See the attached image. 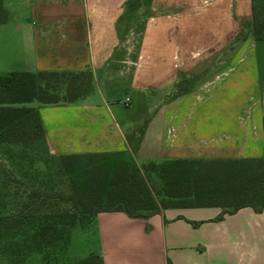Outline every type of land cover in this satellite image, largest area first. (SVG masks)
<instances>
[{
  "label": "crops",
  "instance_id": "crops-1",
  "mask_svg": "<svg viewBox=\"0 0 264 264\" xmlns=\"http://www.w3.org/2000/svg\"><path fill=\"white\" fill-rule=\"evenodd\" d=\"M28 5L0 24L11 31L8 44L25 52L22 71L94 74L93 90L76 102L29 104L52 154L138 164L264 157V39L254 33L253 0ZM223 210L167 208L149 218L101 211L73 228L70 245L83 227L78 233L92 236L83 254L104 264H264V210L218 219Z\"/></svg>",
  "mask_w": 264,
  "mask_h": 264
},
{
  "label": "trees",
  "instance_id": "trees-1",
  "mask_svg": "<svg viewBox=\"0 0 264 264\" xmlns=\"http://www.w3.org/2000/svg\"><path fill=\"white\" fill-rule=\"evenodd\" d=\"M9 19L5 0H0V24ZM253 28L256 38L264 39V0H253ZM93 87L91 70L0 72V145L15 147L20 164L32 154L22 173L28 177L26 196L0 192V254L15 264L33 254L46 264H62L73 228L101 211L149 218L167 208L216 206L224 208L222 219L247 206L264 210V157L114 161L112 167L99 164L111 158L105 153L52 154L39 109L29 104L76 102ZM83 157L97 166L84 171L89 166H81ZM151 175L162 180L159 199L148 182ZM76 264L104 260L90 254Z\"/></svg>",
  "mask_w": 264,
  "mask_h": 264
},
{
  "label": "rangeland",
  "instance_id": "rangeland-1",
  "mask_svg": "<svg viewBox=\"0 0 264 264\" xmlns=\"http://www.w3.org/2000/svg\"><path fill=\"white\" fill-rule=\"evenodd\" d=\"M29 0H5V6L9 10L11 14H15L18 12L30 10L31 6L28 5ZM7 27H3L0 25V71L9 72V71H22L25 70L26 67V56L25 52L22 50L16 49V47L8 44L7 37L11 35V31H5ZM25 57V59H24ZM234 101L240 100V97L234 95ZM37 101L31 102V104L36 103ZM124 108L129 109V105ZM15 147L5 148V146L0 145V192L3 193L8 191L9 193H14L19 191V194H22V198L26 196L25 192V184L28 180L27 178L22 177L23 170L28 171L29 161L31 159L32 154L25 155V162L20 164L18 160V156L14 154ZM40 150L43 151L42 147ZM44 155V153H42ZM90 157H83L81 159V166L87 167L84 171H89L90 168H93L96 163H90ZM115 160L108 158L99 163L100 165L106 164L107 166H114ZM105 162V163H104ZM105 165V166H106ZM148 182L153 188L157 199L161 197L159 194V190L162 185V180L159 179L156 175L148 176ZM18 195V194H16ZM19 197V196H18ZM79 229H75L73 235V243L70 245L67 256L62 264H76L82 258H85V254L82 251H86L88 247H90L89 240L92 236L83 235L78 233V230H81L83 227H77ZM77 230V231H76ZM80 232V231H79ZM89 239V240H88ZM27 260L22 264H46L42 259L41 255L33 254L31 256H26ZM16 263V262H15ZM12 259L9 257H5L0 254V264H15Z\"/></svg>",
  "mask_w": 264,
  "mask_h": 264
},
{
  "label": "built area",
  "instance_id": "built-area-1",
  "mask_svg": "<svg viewBox=\"0 0 264 264\" xmlns=\"http://www.w3.org/2000/svg\"><path fill=\"white\" fill-rule=\"evenodd\" d=\"M129 102H130V98L128 97V98L125 99V103L129 104Z\"/></svg>",
  "mask_w": 264,
  "mask_h": 264
}]
</instances>
